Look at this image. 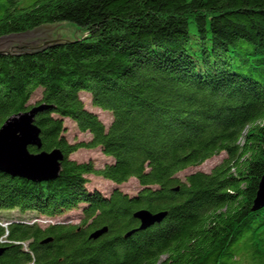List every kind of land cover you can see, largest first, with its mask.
Instances as JSON below:
<instances>
[{"label": "trees", "instance_id": "16d2710c", "mask_svg": "<svg viewBox=\"0 0 264 264\" xmlns=\"http://www.w3.org/2000/svg\"><path fill=\"white\" fill-rule=\"evenodd\" d=\"M63 21L84 35L0 54V126L43 104L41 150L64 156L46 181L0 171V264H264V206L252 209L264 171V0H0V36ZM65 119L89 137L69 142ZM94 147L110 161L69 158ZM221 152L209 172L177 176ZM88 174L113 186L90 190ZM132 177L130 195L120 184ZM78 207L77 225L24 219ZM140 208L166 215L126 235Z\"/></svg>", "mask_w": 264, "mask_h": 264}, {"label": "water", "instance_id": "95a60500", "mask_svg": "<svg viewBox=\"0 0 264 264\" xmlns=\"http://www.w3.org/2000/svg\"><path fill=\"white\" fill-rule=\"evenodd\" d=\"M84 35L76 25L63 21L55 25H41L34 29L0 36V54L29 53L44 48L47 44L59 40H74ZM45 106L34 105L27 111L8 116L0 126V171L9 175L41 182L54 179L60 172L63 153L55 148L50 151L41 150L40 129L35 124V116ZM29 146L38 149L29 151ZM264 206V171L258 182L252 209ZM166 215L165 211L151 212L140 208L133 212V217L139 221V226L127 231L130 235L136 230L144 229L154 223H159ZM102 227L90 234L97 238L106 232ZM0 248V253H1Z\"/></svg>", "mask_w": 264, "mask_h": 264}, {"label": "rangeland", "instance_id": "374dc122", "mask_svg": "<svg viewBox=\"0 0 264 264\" xmlns=\"http://www.w3.org/2000/svg\"><path fill=\"white\" fill-rule=\"evenodd\" d=\"M29 1V0H28ZM72 23V22H70ZM74 24V23H72ZM76 25V24H74ZM77 26V25H76ZM40 92L36 91L34 95H32L29 103L34 104L39 100ZM81 97L84 101L86 109L97 113L99 118L107 125L110 122L111 116L108 112L103 111L97 107L91 105L89 97L86 94H81ZM64 135L69 142H74L78 140H86L89 136L88 133L80 132L76 125L68 119L64 120ZM226 154L221 152L216 154L205 161H203L199 165H191L177 173V176L180 179H184V177L194 171H203L209 172L215 165L219 164L224 158ZM69 158L75 160L76 162H87L92 161L96 167H101L105 163L109 162V158L102 154L99 147L94 148H80L77 151L71 153ZM88 178V188L90 190H97L101 194L105 195L109 192L110 188L113 186L112 183L108 180L103 179L97 175L88 174L86 175ZM121 189L123 192H126L130 195L137 193L139 189V184L135 178H130L126 182L120 184ZM16 212H12L10 216L13 215L15 217ZM27 222H34L38 223L40 226H46L49 223H61V224H70V225H77L80 223L81 220V208H75L71 211L65 212L64 214L53 217V218H46L45 216L37 215L35 217H30V215H26L24 218ZM17 220V219H16ZM2 223L5 224L6 222L2 220ZM243 259L242 255L239 256V261Z\"/></svg>", "mask_w": 264, "mask_h": 264}]
</instances>
